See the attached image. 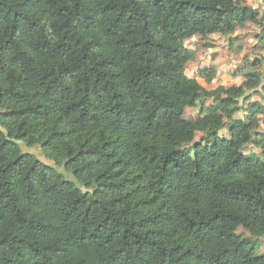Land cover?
I'll return each mask as SVG.
<instances>
[{"label":"trees","instance_id":"16d2710c","mask_svg":"<svg viewBox=\"0 0 264 264\" xmlns=\"http://www.w3.org/2000/svg\"><path fill=\"white\" fill-rule=\"evenodd\" d=\"M248 1L0 0V264H264L262 61L185 72L194 37L264 38Z\"/></svg>","mask_w":264,"mask_h":264},{"label":"rangeland","instance_id":"374dc122","mask_svg":"<svg viewBox=\"0 0 264 264\" xmlns=\"http://www.w3.org/2000/svg\"><path fill=\"white\" fill-rule=\"evenodd\" d=\"M248 5L252 8L260 7V0H249ZM260 29L252 24H245L243 27L235 31L233 35L227 37L212 36L206 39L194 37L186 42V47L194 53V60L186 65V75L189 78L197 80V82L206 90L211 91L217 87L227 88L232 85H240L242 78H233L232 73L238 68H243L246 62L254 60L262 61L259 67H256L255 72L259 75L264 74V38L258 39ZM234 40V41H233ZM232 41V42H231ZM240 49V50H238ZM238 50V51H237ZM215 68L217 74L211 83H206L203 79L198 78V73L203 69ZM263 94L262 97H253L252 100L264 101V83L258 89ZM245 105V103H241ZM209 107L218 108L219 102L216 100H206L202 106L198 105L196 108H187L184 112V119H195ZM243 112L236 113L237 117H241ZM264 132V126L260 128ZM203 134H197L194 142H199ZM221 136L227 137L226 132H221ZM23 153L34 155L42 163L49 165L65 175L68 179L72 177L66 174L63 167H57L50 160L46 159L42 154L40 148L28 147L23 143H18ZM191 146H188L190 149ZM255 152L252 146L245 149V153ZM236 233L249 242H254L259 254H264V237L252 238L243 228H238Z\"/></svg>","mask_w":264,"mask_h":264},{"label":"built area","instance_id":"2783aa9c","mask_svg":"<svg viewBox=\"0 0 264 264\" xmlns=\"http://www.w3.org/2000/svg\"><path fill=\"white\" fill-rule=\"evenodd\" d=\"M254 9V8H253Z\"/></svg>","mask_w":264,"mask_h":264}]
</instances>
